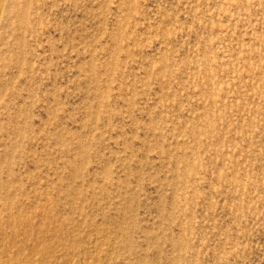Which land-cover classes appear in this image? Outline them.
I'll list each match as a JSON object with an SVG mask.
<instances>
[{
	"label": "rangeland",
	"instance_id": "obj_1",
	"mask_svg": "<svg viewBox=\"0 0 264 264\" xmlns=\"http://www.w3.org/2000/svg\"><path fill=\"white\" fill-rule=\"evenodd\" d=\"M0 264H264V0H0Z\"/></svg>",
	"mask_w": 264,
	"mask_h": 264
}]
</instances>
